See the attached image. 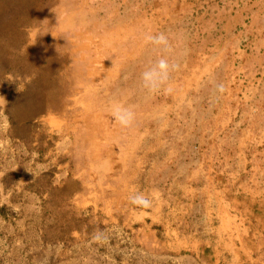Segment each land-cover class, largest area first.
<instances>
[{
	"label": "rangeland",
	"instance_id": "rangeland-1",
	"mask_svg": "<svg viewBox=\"0 0 264 264\" xmlns=\"http://www.w3.org/2000/svg\"><path fill=\"white\" fill-rule=\"evenodd\" d=\"M133 2L0 0V264H264L168 236L132 204L120 161L93 156L117 135L114 105L142 97L114 76Z\"/></svg>",
	"mask_w": 264,
	"mask_h": 264
},
{
	"label": "crops",
	"instance_id": "crops-1",
	"mask_svg": "<svg viewBox=\"0 0 264 264\" xmlns=\"http://www.w3.org/2000/svg\"><path fill=\"white\" fill-rule=\"evenodd\" d=\"M127 9L131 55L114 76L133 79L129 91L142 97L134 125L116 122L93 156L120 161L127 196L149 198L142 214L168 236L209 237L213 253H264V0H140ZM159 33L167 49L150 40ZM162 57L173 66L172 95L150 94L140 78Z\"/></svg>",
	"mask_w": 264,
	"mask_h": 264
},
{
	"label": "clouds",
	"instance_id": "clouds-1",
	"mask_svg": "<svg viewBox=\"0 0 264 264\" xmlns=\"http://www.w3.org/2000/svg\"><path fill=\"white\" fill-rule=\"evenodd\" d=\"M150 40L156 46L167 49L169 47L167 37L164 33H159L156 36L150 37ZM178 67V66H176ZM173 66L170 65L167 58H160L154 65L145 68L141 73V81L143 87L150 94L164 92L172 95L174 88L170 84V73ZM113 115L122 129H128L134 125L136 115L130 108L123 107L119 104L114 105ZM131 202L140 208H148L151 206V200L143 194L134 195L131 197ZM95 240H100L102 234L94 235Z\"/></svg>",
	"mask_w": 264,
	"mask_h": 264
}]
</instances>
